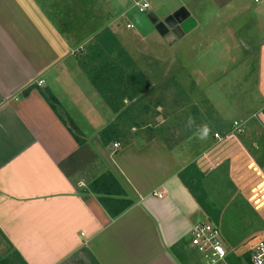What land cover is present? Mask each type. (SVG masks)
Returning a JSON list of instances; mask_svg holds the SVG:
<instances>
[{"label": "crops", "instance_id": "0c3cea01", "mask_svg": "<svg viewBox=\"0 0 264 264\" xmlns=\"http://www.w3.org/2000/svg\"><path fill=\"white\" fill-rule=\"evenodd\" d=\"M147 2L154 29L182 8L189 13L166 35L201 31V44L243 45L264 109V0ZM132 8L135 0H0V231L26 264H202L190 240L205 213L178 176L189 165L160 136L123 132L127 107L114 112L87 67L107 51L104 30L126 52L119 34ZM47 89L84 145L44 98ZM106 173L133 202L118 216L91 188ZM224 241L233 261L254 247L239 253Z\"/></svg>", "mask_w": 264, "mask_h": 264}, {"label": "rangeland", "instance_id": "374dc122", "mask_svg": "<svg viewBox=\"0 0 264 264\" xmlns=\"http://www.w3.org/2000/svg\"><path fill=\"white\" fill-rule=\"evenodd\" d=\"M150 14L130 9L119 34L127 55L120 56L118 46L114 53L106 51L110 62L123 61L121 81L129 96L140 90L123 103L127 108L121 115L128 122L120 124L122 131L133 133L136 127L148 137L160 136L183 166L194 164L202 171L208 200L222 212L218 226L224 238L244 253L264 239V167L258 163L264 162V109L257 67L243 45L201 44V31L183 40L173 33L161 36ZM102 64L98 58L87 67ZM138 74L145 81L136 85L132 80ZM236 121L243 122L240 134L233 128ZM205 125L209 133L201 139ZM200 218L210 222L206 214ZM5 259L23 264L0 231V264Z\"/></svg>", "mask_w": 264, "mask_h": 264}, {"label": "trees", "instance_id": "16d2710c", "mask_svg": "<svg viewBox=\"0 0 264 264\" xmlns=\"http://www.w3.org/2000/svg\"><path fill=\"white\" fill-rule=\"evenodd\" d=\"M100 41V44L107 49V52L109 54L116 52L117 46L120 48L118 41L108 30L102 31V33L100 34ZM107 52L100 49L94 54L95 56H97L96 59L100 58L102 60L103 64L98 68L93 67L91 70H89V74L92 83L105 98L106 102L111 106L112 110L114 112H119L122 108L119 102L122 101V103H124V100L127 99L126 97L129 96V90L121 81L124 72V70L122 69L123 63H121L123 61L120 60L110 62V60H108V55H105V53L107 54ZM118 53H120V56L127 55L126 52L122 50V48H120ZM103 58L106 60H104ZM125 59L126 62H128V58ZM142 80L145 81L144 76L138 74L133 77L132 81L133 84L138 85ZM116 85H123V87L121 88L119 86L116 88ZM139 92V89H133L132 95L129 97L133 99L139 94ZM43 96L47 100L51 108L55 111L59 119L68 128L76 141L80 145H84V143L86 142L84 136L80 132V129L78 128L72 117L64 111L57 97L49 89L43 92ZM116 127V125H112L103 132L102 140L104 142L106 141L107 137L112 136V133H114ZM258 163L260 167H264V162L259 161ZM178 176L184 186L194 196L198 205L207 215L210 222L218 226L220 223L222 212L219 209L215 208L208 200L207 191L204 186L203 173L200 170H197L194 164H191L184 170H182ZM91 188L95 194L99 195L100 202L114 216L120 215L133 205V202L128 199V194L126 193L125 189L112 173L102 174L101 176L93 180ZM15 253L18 259L23 264H26L20 254L17 251H15ZM250 254L251 251L245 254L246 260L250 259ZM3 262L5 264H8V260L6 259L3 260ZM233 263L241 264L242 260H240V258L234 259Z\"/></svg>", "mask_w": 264, "mask_h": 264}, {"label": "built area", "instance_id": "2783aa9c", "mask_svg": "<svg viewBox=\"0 0 264 264\" xmlns=\"http://www.w3.org/2000/svg\"><path fill=\"white\" fill-rule=\"evenodd\" d=\"M135 5L141 13L150 8L147 0H135ZM127 27L133 28L134 26L128 24ZM233 128L240 134L243 122L236 121ZM222 137L220 134H216V138L221 140ZM228 137L226 136V138ZM114 146L119 148L120 144L115 143ZM157 196L163 197L160 193ZM190 246L199 255L202 264H234L230 261V254L222 230L212 222H204L193 228ZM250 251V259H244L241 264H264V240L259 241Z\"/></svg>", "mask_w": 264, "mask_h": 264}, {"label": "water", "instance_id": "95a60500", "mask_svg": "<svg viewBox=\"0 0 264 264\" xmlns=\"http://www.w3.org/2000/svg\"><path fill=\"white\" fill-rule=\"evenodd\" d=\"M188 16L189 13L187 12V10L185 8H182L177 12H175L174 14L165 18L164 21L156 24V30L161 36H165L170 29H173L177 25L182 23Z\"/></svg>", "mask_w": 264, "mask_h": 264}, {"label": "clouds", "instance_id": "9594fccd", "mask_svg": "<svg viewBox=\"0 0 264 264\" xmlns=\"http://www.w3.org/2000/svg\"><path fill=\"white\" fill-rule=\"evenodd\" d=\"M194 123L192 117L188 118V125L191 126ZM209 133V128L205 125L202 129V135L200 136L201 139H205Z\"/></svg>", "mask_w": 264, "mask_h": 264}]
</instances>
